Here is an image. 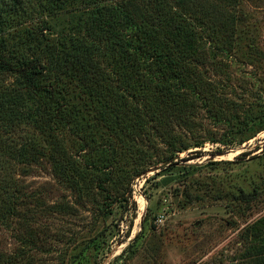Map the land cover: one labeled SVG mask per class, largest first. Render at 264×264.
Here are the masks:
<instances>
[{
    "label": "rangeland",
    "instance_id": "374dc122",
    "mask_svg": "<svg viewBox=\"0 0 264 264\" xmlns=\"http://www.w3.org/2000/svg\"><path fill=\"white\" fill-rule=\"evenodd\" d=\"M123 1L0 0L12 17L8 46L24 41L52 68L46 42L60 48L87 9ZM166 1L192 23L208 14L229 24L217 33L196 23L200 88L213 89L220 119L201 109L173 122L189 149L169 158L165 144L128 143L99 120L76 77L64 83L86 134L0 114V264H264V0ZM136 3L146 10L154 0ZM17 77L0 74V93L16 90ZM228 131L237 133L224 143ZM106 149L116 152L109 167Z\"/></svg>",
    "mask_w": 264,
    "mask_h": 264
},
{
    "label": "trees",
    "instance_id": "16d2710c",
    "mask_svg": "<svg viewBox=\"0 0 264 264\" xmlns=\"http://www.w3.org/2000/svg\"><path fill=\"white\" fill-rule=\"evenodd\" d=\"M12 3L15 6L16 0ZM4 10L0 4V74L20 75V85L14 92L5 89L0 93V114L7 120L24 119L43 132L62 124L73 132L86 134L88 125L75 119L79 109L67 97L64 81L68 83L73 77L84 93L98 103L99 120L121 133L128 143L140 137L147 144H165L170 149L169 158L189 149L182 140L174 139L169 129L173 122L185 123L201 109L220 119V101L212 88H200L197 65L203 59V36L198 26L223 33L229 24L222 18L202 14L194 17L192 23L166 0H154L147 11L136 0L97 6L77 17L78 22L71 27L75 31L73 37L63 36L60 48L45 43L46 61L52 67L48 68L40 53L29 51L24 41L8 46L12 17L5 16ZM65 39L71 46L63 45ZM29 93L58 104L51 110L46 104L28 102L25 96ZM116 104L122 113L114 109ZM236 133L228 131L223 142L230 143ZM103 151L110 155L101 164L109 167L108 161L116 152ZM189 156L185 160L193 158ZM239 196L247 197L243 192Z\"/></svg>",
    "mask_w": 264,
    "mask_h": 264
}]
</instances>
